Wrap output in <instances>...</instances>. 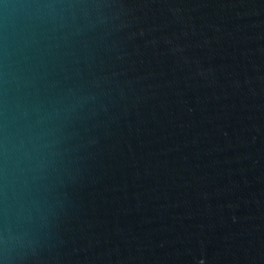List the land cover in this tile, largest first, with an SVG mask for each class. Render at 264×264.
Wrapping results in <instances>:
<instances>
[{
	"label": "water",
	"instance_id": "95a60500",
	"mask_svg": "<svg viewBox=\"0 0 264 264\" xmlns=\"http://www.w3.org/2000/svg\"><path fill=\"white\" fill-rule=\"evenodd\" d=\"M14 134L0 264H264V0H0Z\"/></svg>",
	"mask_w": 264,
	"mask_h": 264
},
{
	"label": "clouds",
	"instance_id": "9594fccd",
	"mask_svg": "<svg viewBox=\"0 0 264 264\" xmlns=\"http://www.w3.org/2000/svg\"><path fill=\"white\" fill-rule=\"evenodd\" d=\"M31 157L19 135L9 137L0 151V204L9 212L21 214L25 209L24 197L30 185Z\"/></svg>",
	"mask_w": 264,
	"mask_h": 264
}]
</instances>
